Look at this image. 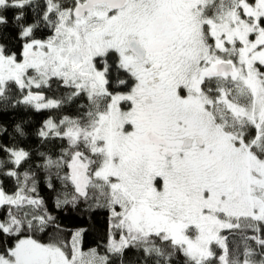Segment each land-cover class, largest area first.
Segmentation results:
<instances>
[{"label": "snow or ice", "instance_id": "obj_1", "mask_svg": "<svg viewBox=\"0 0 264 264\" xmlns=\"http://www.w3.org/2000/svg\"><path fill=\"white\" fill-rule=\"evenodd\" d=\"M7 9L18 10L21 46L0 44V104L40 111L83 99L77 115L39 129L67 142L43 166L74 189L57 208L83 197L110 218L103 256L81 250L83 230L70 251L41 243L34 233L54 218L28 195L34 174L9 170L17 189L0 188V236L15 243L0 264H124L127 249L143 264H172L177 252L185 264H264V0H0V25ZM53 83L66 92L48 97ZM2 150L16 167L29 157ZM224 230L244 233L235 250Z\"/></svg>", "mask_w": 264, "mask_h": 264}, {"label": "trees", "instance_id": "obj_2", "mask_svg": "<svg viewBox=\"0 0 264 264\" xmlns=\"http://www.w3.org/2000/svg\"><path fill=\"white\" fill-rule=\"evenodd\" d=\"M70 3V0H64ZM43 7V0H40ZM17 9H7L3 14L8 19L6 25H0V44L7 49L19 51L21 42L18 39L19 29L13 17ZM25 18L22 21L25 24L32 23L36 13L32 9L26 8ZM46 33V30H43ZM41 31H37L39 37ZM66 92V89H57L55 83L52 89H45L48 97H59ZM14 98H19L18 90L15 86H11L9 93ZM83 99H78L72 104H65L59 109H44L36 111L34 108L18 104L16 106L0 104V188L6 193L12 194L17 189V178L15 176L6 175L9 170H15L21 174L20 179L23 181V174L28 172L34 174L35 192L29 193L33 198L42 201V207L39 209L41 213L47 212L54 218V223L47 227L44 231H36L34 238L41 243H49L52 240H63L69 242L72 239L73 232L83 230L80 236V248L82 251L95 249L101 256L107 253V244L109 239V218L110 213L106 207H100L94 200H84V203L76 201L77 205L71 204L56 207V198L68 193L69 198L74 194L73 187L70 182H64L56 174V169L47 170L44 168V158L51 157L56 159L62 154V149L67 147L66 141L59 139H42L37 133L43 126L44 121L49 117L58 120L65 116H75L78 114V106L83 103ZM17 125L23 130V135L16 131ZM2 146L23 148L29 153V157L16 167L9 162L8 153L2 150ZM44 154L43 156L41 154ZM66 171L61 170L60 176ZM51 184L53 187H49ZM29 186L31 184L29 183ZM98 194V193H97ZM8 206L0 207V217L6 216ZM223 234L228 237V243L231 249L235 250L237 245L241 244V238L244 233L240 230L229 232L224 230ZM247 235H252L249 231ZM114 238H118V233L114 232ZM15 243L14 238H6L0 236V251ZM159 243V241H158ZM219 252V249H217ZM112 264H120V258L116 256L110 257ZM124 264H143V253L136 249H127L123 257ZM150 264L152 262L150 261ZM172 264H185V257L177 252L172 257Z\"/></svg>", "mask_w": 264, "mask_h": 264}, {"label": "rangeland", "instance_id": "obj_3", "mask_svg": "<svg viewBox=\"0 0 264 264\" xmlns=\"http://www.w3.org/2000/svg\"><path fill=\"white\" fill-rule=\"evenodd\" d=\"M93 195V193H92V191L90 190V192H89V196L91 197ZM98 195V194H97ZM103 203V201L101 200V204ZM1 207V206H0ZM107 209V208H106ZM117 240H119V237L117 238ZM80 246V245H79ZM83 252H89V250H87V251H83ZM105 255V254H104Z\"/></svg>", "mask_w": 264, "mask_h": 264}, {"label": "bare ground", "instance_id": "obj_4", "mask_svg": "<svg viewBox=\"0 0 264 264\" xmlns=\"http://www.w3.org/2000/svg\"><path fill=\"white\" fill-rule=\"evenodd\" d=\"M64 171H65V170H64ZM72 192H74V190H73ZM80 200H81V199H80ZM80 200H77V202L80 201ZM84 200H85V199H84ZM77 202L75 203V205H77ZM81 202L84 203V201H82V200H81ZM78 203H79V202H78ZM100 207H101V206H100Z\"/></svg>", "mask_w": 264, "mask_h": 264}, {"label": "water", "instance_id": "obj_5", "mask_svg": "<svg viewBox=\"0 0 264 264\" xmlns=\"http://www.w3.org/2000/svg\"><path fill=\"white\" fill-rule=\"evenodd\" d=\"M65 171H67V169H64ZM74 190V189H73ZM82 200V201H84V198L83 197H80L78 200Z\"/></svg>", "mask_w": 264, "mask_h": 264}, {"label": "flooded vegetation", "instance_id": "obj_6", "mask_svg": "<svg viewBox=\"0 0 264 264\" xmlns=\"http://www.w3.org/2000/svg\"><path fill=\"white\" fill-rule=\"evenodd\" d=\"M44 110V109H43ZM118 237H119V234H118Z\"/></svg>", "mask_w": 264, "mask_h": 264}]
</instances>
